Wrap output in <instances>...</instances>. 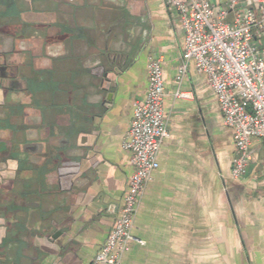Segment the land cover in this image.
Masks as SVG:
<instances>
[{
    "label": "crops",
    "instance_id": "obj_1",
    "mask_svg": "<svg viewBox=\"0 0 264 264\" xmlns=\"http://www.w3.org/2000/svg\"><path fill=\"white\" fill-rule=\"evenodd\" d=\"M210 1L220 8L230 0ZM258 2L237 0V8L258 10ZM23 27L26 39L16 35ZM2 37L0 51L12 64L26 46L37 62L33 93H8L0 77V264L92 263L123 205L133 171L123 142L153 56L163 59L170 136L135 223L142 242L122 264H264V141L253 140L247 173L234 179L233 135L207 77L191 64L177 80L184 36L165 0H0ZM254 41L263 49L264 31ZM105 57L119 62L93 71ZM44 73L54 87L68 78L84 82L72 142L73 105L50 80H37ZM98 86L108 89L101 100ZM178 89L188 98H177ZM21 103L30 109L24 153L21 125L6 109ZM74 176L80 188L72 187ZM53 194L62 200L57 215L39 208ZM43 223L48 228L38 233ZM23 239L32 247L23 249Z\"/></svg>",
    "mask_w": 264,
    "mask_h": 264
},
{
    "label": "built area",
    "instance_id": "obj_2",
    "mask_svg": "<svg viewBox=\"0 0 264 264\" xmlns=\"http://www.w3.org/2000/svg\"><path fill=\"white\" fill-rule=\"evenodd\" d=\"M258 10L237 8V0L217 8L210 0H165L169 11H176L184 44L178 64L181 82L193 64L204 74L219 104L223 124L231 130L234 157L231 175L245 176L254 157L255 139L264 141V48L255 39L264 31V0ZM229 12L234 19L228 20ZM166 96L163 59L148 62L146 96L133 101V115L123 147L131 153L132 174L115 223L106 242L91 264H122L134 243L135 223L145 190L159 168V151L169 138L164 112ZM177 98H188L178 89Z\"/></svg>",
    "mask_w": 264,
    "mask_h": 264
},
{
    "label": "flooded vegetation",
    "instance_id": "obj_3",
    "mask_svg": "<svg viewBox=\"0 0 264 264\" xmlns=\"http://www.w3.org/2000/svg\"><path fill=\"white\" fill-rule=\"evenodd\" d=\"M14 19V17H12ZM7 21V20H6ZM13 21V20H11ZM19 37H22L24 39L28 38V33L26 32V28L23 27L22 30L17 32L16 34ZM3 41V37L0 38ZM27 48L23 49L21 54L18 55L16 58V63L12 64L10 56L8 57V53L5 51H0V55H4L5 57L2 58L0 56V77H4L7 80V84L5 87L6 91L8 93H13V92H23L27 91L29 93L30 91L33 93L32 88H31V82H32V75H33V65L35 66L36 62L34 60V55L32 54V50H30L29 46H26ZM132 51V49H131ZM41 55H44L46 57L45 53H41ZM115 58V57H114ZM42 60L45 62V59L42 58ZM42 60H39L38 62H41ZM40 75V76H39ZM40 79L39 82L42 84L50 80L48 83H50V86H53L55 89H59L63 91L64 95L66 94V99H68L72 103V107L74 108L73 112V117H74V122L73 126L67 129L69 136L67 141H73L75 138L73 136L77 135L78 131V120L80 113L78 112L79 105H81V102L83 100V95L86 92V87L84 85L83 80H74L71 78L65 79L64 82L58 83V86L54 87L52 82L54 81L53 77H49V75L44 74H38ZM34 95V94H33ZM34 100V99H33ZM25 102V101H24ZM26 102L29 103V99L26 98ZM32 102V100H31ZM29 104H27L28 106ZM7 116L10 117L12 114L15 116V123L16 125H21V133L19 134V140L20 141V146L22 147V152L24 151H29L30 146L25 145L24 141L28 138V130L29 126V114H30V109L29 107L24 106V104H7ZM14 112V113H13ZM79 113V115H78ZM16 134H18L16 132ZM63 141V140H62Z\"/></svg>",
    "mask_w": 264,
    "mask_h": 264
},
{
    "label": "water",
    "instance_id": "obj_4",
    "mask_svg": "<svg viewBox=\"0 0 264 264\" xmlns=\"http://www.w3.org/2000/svg\"><path fill=\"white\" fill-rule=\"evenodd\" d=\"M2 58H4L5 56L4 55H0ZM116 62H119L117 61L114 57L113 58H108V57H105L104 59H101L96 65L94 64L91 69L93 71H100V69H105L107 67V65H110V63L112 65H115ZM4 78V77H2ZM97 89L100 91V94L99 97L100 100L103 99V93L104 91H107V87H103V86H98ZM90 93V96H92L91 94H93V92H89ZM88 93V94H89ZM88 94L86 95V100L87 98H89ZM105 100H103V104L105 103L104 102ZM72 184V187L74 188H80L83 184V181L82 179L80 178V176H74V181L71 183ZM61 198H59V195L58 194H53V195H49L47 196L46 198H43V199H40V202H39V208L41 210H45V209H49L51 211H53L52 213H55L57 215V213H60V203H61ZM59 208V209H58ZM44 224V223H43ZM46 228H48V225L45 226L44 225H39V228H38V233L42 230L44 231ZM57 235V233L54 235V237ZM32 259V261H34V258L33 257H30Z\"/></svg>",
    "mask_w": 264,
    "mask_h": 264
},
{
    "label": "trees",
    "instance_id": "obj_5",
    "mask_svg": "<svg viewBox=\"0 0 264 264\" xmlns=\"http://www.w3.org/2000/svg\"><path fill=\"white\" fill-rule=\"evenodd\" d=\"M28 237H29V236H28ZM22 242L24 243L23 246L25 247V248H23V249H28V248H31V247H32V246H31V243H29V241L23 239ZM28 252H30V251H28Z\"/></svg>",
    "mask_w": 264,
    "mask_h": 264
}]
</instances>
